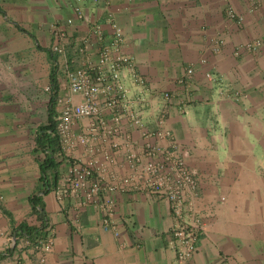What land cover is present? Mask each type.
Here are the masks:
<instances>
[{
	"label": "crops",
	"instance_id": "crops-1",
	"mask_svg": "<svg viewBox=\"0 0 264 264\" xmlns=\"http://www.w3.org/2000/svg\"><path fill=\"white\" fill-rule=\"evenodd\" d=\"M229 6L244 16L241 25L227 19ZM76 7L102 26L107 39L110 19L122 28L123 49L133 62L122 72L126 88L145 101L140 108L150 127L154 114H165V127L199 180V208L207 225L188 264H264V0H112L108 6L93 0H0V257L15 246L0 264H174L176 259V221L166 200L143 191L112 194L117 236L101 228L99 209L71 198L60 202L52 191L42 194L44 154L37 152L36 140L48 125L52 98L44 92L52 90L53 72L62 85L65 63L78 62L83 39L91 38L89 60L97 59V41ZM69 19L66 53L55 54L52 26H66ZM219 36L225 42L217 48ZM253 42H260L259 48L246 50ZM189 67L194 74L183 80ZM68 169L60 161L58 183ZM36 198L45 220L33 212ZM45 221L53 246L43 255L35 247L42 232L26 244L15 231L44 224L43 231Z\"/></svg>",
	"mask_w": 264,
	"mask_h": 264
},
{
	"label": "built area",
	"instance_id": "built-area-1",
	"mask_svg": "<svg viewBox=\"0 0 264 264\" xmlns=\"http://www.w3.org/2000/svg\"><path fill=\"white\" fill-rule=\"evenodd\" d=\"M111 1L93 0L105 6ZM75 12L97 41V59L89 60L88 52L93 45L87 37L78 46V62L65 63L62 88L55 95L56 136L60 146L56 159L59 163L66 161L69 169L52 192L60 202L71 198L78 200L79 205L99 209L103 213L101 228L117 236L112 194L143 191L166 200L176 221L172 229L174 264H188L197 253L199 237L207 225V215L199 208V180L186 162L181 143L165 127V114H154L155 126L150 127L140 108L145 101L134 98L126 88L122 72L132 69L133 62L123 49L122 28L114 18L110 19L112 33L107 39L100 24L84 18L81 7H76ZM225 13L229 21L243 23L244 16L231 6ZM72 24L73 20L69 19L66 26H52L53 53L65 55L66 44L71 39L67 26ZM224 42L223 36H219L215 46L220 48ZM259 46L260 42H253L245 48L256 51ZM186 72L183 80L190 79L194 69L189 67ZM134 79L137 83L143 81L138 75ZM171 97L170 93L164 94L166 100ZM135 132L140 134V139L135 137ZM42 233L35 247L45 255L53 246L47 221ZM24 239L26 244L32 242Z\"/></svg>",
	"mask_w": 264,
	"mask_h": 264
},
{
	"label": "trees",
	"instance_id": "trees-1",
	"mask_svg": "<svg viewBox=\"0 0 264 264\" xmlns=\"http://www.w3.org/2000/svg\"><path fill=\"white\" fill-rule=\"evenodd\" d=\"M51 86L54 96L51 98V106L49 107L48 125L41 127L37 136V152L44 154L43 159L40 161L41 180L44 186L42 194H49L54 187L57 186L59 181V167L60 163L56 160L55 155L59 153V140L56 136V108H55V95L58 93L59 84L55 72L51 75ZM33 212L38 215L40 220H45L44 211L40 205V198L33 199L31 201ZM39 207H41L39 209ZM42 224V228H43ZM42 228L29 227L27 225L19 226L15 233L16 237H26L27 239L34 241L41 236ZM15 246L12 247L8 253L2 255L0 258L11 254Z\"/></svg>",
	"mask_w": 264,
	"mask_h": 264
},
{
	"label": "rangeland",
	"instance_id": "rangeland-1",
	"mask_svg": "<svg viewBox=\"0 0 264 264\" xmlns=\"http://www.w3.org/2000/svg\"><path fill=\"white\" fill-rule=\"evenodd\" d=\"M62 88V86H60V83H59V90H58V92L60 91V89ZM45 90V89H44ZM50 91H52V90H50ZM47 92V91H45L44 93H47L50 97L52 96H54V93H53V91L52 92ZM37 96H41V94L40 93H38L37 94ZM55 108L57 109V106H56V104H55ZM57 114V113H56Z\"/></svg>",
	"mask_w": 264,
	"mask_h": 264
}]
</instances>
